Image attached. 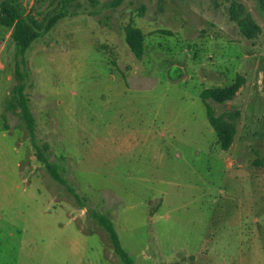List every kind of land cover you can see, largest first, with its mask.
<instances>
[{
    "label": "rangeland",
    "instance_id": "374dc122",
    "mask_svg": "<svg viewBox=\"0 0 264 264\" xmlns=\"http://www.w3.org/2000/svg\"><path fill=\"white\" fill-rule=\"evenodd\" d=\"M112 1L75 0L20 67L37 145L74 193L8 109L17 58L0 28V264H120L90 210L133 264H264V0ZM51 2L22 1L38 20ZM237 78L231 100H207L235 129L222 151L200 96Z\"/></svg>",
    "mask_w": 264,
    "mask_h": 264
},
{
    "label": "trees",
    "instance_id": "16d2710c",
    "mask_svg": "<svg viewBox=\"0 0 264 264\" xmlns=\"http://www.w3.org/2000/svg\"><path fill=\"white\" fill-rule=\"evenodd\" d=\"M22 1L23 0H0V28L10 31V38L13 41L15 56L17 58L15 74L18 78V83L12 89V98L8 109L14 110L15 107L19 109V117L24 123L33 148L37 151V159L43 164L44 169L56 182L66 187L70 193H74L72 189L67 186L65 180L54 171V168L44 156L43 150L37 145L35 139L36 122L33 114L29 110L28 100L24 93V80L26 74L20 70V67L22 66L23 70H26L27 63L25 54L34 41L49 33L60 20L74 15L69 12V8L75 0H52L51 3H53V1H58V4L50 12L45 13L40 20L35 18V15H33L30 10L27 11L25 9ZM90 1L93 4L96 3L95 0ZM122 1L123 0H113L109 6L115 8L119 6ZM32 8L31 10H33ZM232 11L234 12L233 9ZM237 23L240 33L248 39L255 37L259 31V28L248 19H240ZM124 31L125 43L130 52L135 58L140 59L144 52V37L142 32L131 25H128ZM241 83L242 80L237 78L234 83L226 88L204 90L200 96L206 107L208 123L214 130L218 146L222 151H226L232 144L235 129L221 117H215L213 115L207 100L211 99L214 102L223 104L234 97ZM88 215L106 233L110 246L117 256L119 263L133 264L129 255L121 247L110 218L95 210L88 211Z\"/></svg>",
    "mask_w": 264,
    "mask_h": 264
}]
</instances>
